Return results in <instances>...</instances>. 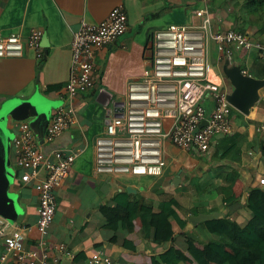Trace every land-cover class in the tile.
I'll return each instance as SVG.
<instances>
[{
  "label": "crops",
  "instance_id": "0c3cea01",
  "mask_svg": "<svg viewBox=\"0 0 264 264\" xmlns=\"http://www.w3.org/2000/svg\"><path fill=\"white\" fill-rule=\"evenodd\" d=\"M234 3L232 0H208L207 5L204 0H0V38L20 34L26 41L32 31L41 30L48 43V56L43 62L28 46L22 57L0 58V108L9 100H28L36 92L54 104L51 119L62 106L72 104L74 126L51 143L46 136L37 133L34 136L38 149L45 154L57 150L81 151L63 187L57 191L56 216L45 237V249H42V237L37 230L39 197L35 185L46 177V172L42 171L38 179L28 184L22 183L23 171L16 165L12 147L11 164L16 173L13 190L22 213L15 222L0 217V258L5 252L6 237L25 224L32 227L25 248L40 255L46 252L58 257L61 264H89L88 259L101 253L110 257L114 264H163L175 250L186 251L184 235L179 234L158 246L152 234L149 239L145 238L140 219L134 222L133 229L124 224L121 230H112L106 226L108 221L104 213L105 208H117L126 216L138 209L142 198L157 202L160 192L174 193L181 204L191 208V216L226 213L229 208L231 219L243 222L249 218V213L239 203L226 207L224 196L217 190L229 189L244 205L243 196H248V185L264 189L260 184L264 178L261 156L264 88L259 91L260 100L248 116L234 114L233 133L215 138L208 155L186 153L165 141V166L161 176L99 173L95 158L96 141L105 135L108 119L115 116V103L124 98L129 83L141 79L151 66L154 35L171 25H200L201 19L196 12L206 6L213 32L235 30V22L244 12L234 8ZM118 6L127 14L128 32L112 45L96 51L94 88L68 101L64 87L71 75L74 33L82 20L99 24ZM239 25L242 27L243 22ZM246 28L254 40L264 43V34H260L256 26L246 25ZM211 49V58L214 55L217 58L214 64L229 93L233 87L223 73L226 64L264 80V58L257 53L234 51L231 57H222L214 45ZM51 85L63 88L59 92L46 93ZM22 122L9 121L14 138ZM176 178H180L178 186L174 185ZM125 193L131 195L132 200L123 208L120 201ZM201 210L206 213H200ZM60 246L65 248L64 253L57 251ZM5 264L17 262L11 257Z\"/></svg>",
  "mask_w": 264,
  "mask_h": 264
},
{
  "label": "built area",
  "instance_id": "2783aa9c",
  "mask_svg": "<svg viewBox=\"0 0 264 264\" xmlns=\"http://www.w3.org/2000/svg\"><path fill=\"white\" fill-rule=\"evenodd\" d=\"M204 1L207 5L208 0ZM196 16L201 19L196 27L171 25L154 35L151 66L141 79L129 83L124 98L115 103V116L108 119L105 135L96 141L97 172L161 176L165 141L186 153L208 155L215 138L233 133L235 109L228 101L230 93L218 66L211 61L212 45L222 57H231L234 51L264 57V44L239 31L213 32L207 6L198 10ZM128 30V17L122 6L114 8L99 24L81 21L71 42V75L64 87L68 101L94 88L96 51L112 45ZM43 36V31L34 30L26 41L20 34L0 38V58L22 57L28 46L41 59ZM75 124L72 104L62 106L50 120L47 142L55 141ZM12 147L16 165L23 171L22 183L28 184L38 179L42 171L46 172V177L35 185L39 197L37 230L42 237L40 247L45 249V237L56 216L57 191L63 187L81 151L45 154L38 149L28 122L21 123ZM260 184L264 185V178ZM30 231L32 227L23 224L6 237L0 264L11 257L17 264H61L58 257L25 248ZM57 251L64 253L65 248L60 246ZM88 263L114 264L103 253L92 256Z\"/></svg>",
  "mask_w": 264,
  "mask_h": 264
},
{
  "label": "trees",
  "instance_id": "16d2710c",
  "mask_svg": "<svg viewBox=\"0 0 264 264\" xmlns=\"http://www.w3.org/2000/svg\"><path fill=\"white\" fill-rule=\"evenodd\" d=\"M232 1H235L234 8L244 12L235 22V31L248 34L246 25H249L256 26L258 32L264 34V0ZM240 21L243 22L242 27ZM43 59L44 54L42 62ZM62 88V85H51L45 92H59ZM234 114L242 115L236 110H233ZM261 156L264 163V148ZM248 188L244 205L229 189L223 187L217 190L224 196L226 207L239 203L247 210L250 216L243 222L231 219L229 208H226L225 216L193 225L189 221L193 214L191 208L181 204L174 193L160 192L157 202L142 198L138 209L126 216L117 208H105L106 226L121 230L126 224L129 229H133L134 222L140 219L145 238L149 239L152 234L153 242L158 246L179 234L184 235L187 239L186 251L175 250L163 264H264V189L251 185ZM122 199L120 202L124 208L132 196L125 193ZM199 212L206 213L205 210Z\"/></svg>",
  "mask_w": 264,
  "mask_h": 264
},
{
  "label": "water",
  "instance_id": "95a60500",
  "mask_svg": "<svg viewBox=\"0 0 264 264\" xmlns=\"http://www.w3.org/2000/svg\"><path fill=\"white\" fill-rule=\"evenodd\" d=\"M42 47L45 48L44 59L48 56L47 39L43 37ZM225 76L229 79L233 91L228 96V101L236 111L248 116L250 110L259 102V91L264 88V80H258L242 73L240 67L223 69ZM54 104L46 100L38 92L28 100H9L0 108V217L9 222L17 221L21 215V208L17 202V195L13 190L16 173L12 168L11 151L14 134L10 131L8 124L10 120L17 122L29 121L31 129L43 137L46 136L47 128L51 119V109ZM204 122L201 126H205ZM224 137V136H221ZM264 148V138L261 142V150ZM180 178L174 180L178 186ZM247 196H243L246 203ZM225 216L223 212L193 215L189 221L193 225L202 222L219 219Z\"/></svg>",
  "mask_w": 264,
  "mask_h": 264
},
{
  "label": "rangeland",
  "instance_id": "374dc122",
  "mask_svg": "<svg viewBox=\"0 0 264 264\" xmlns=\"http://www.w3.org/2000/svg\"><path fill=\"white\" fill-rule=\"evenodd\" d=\"M235 31V30H234ZM217 58H215V55H214V57H212L211 58V61L213 62V63H215V60H216ZM226 66H228V64H226V65H224L223 66V69H225V67ZM224 73V72H223ZM224 76H225V74H224ZM225 78H226V81L228 82V84H230L231 85V83H230V81H229V79L225 76ZM232 86V85H231ZM240 117H244V116H242V115H239Z\"/></svg>",
  "mask_w": 264,
  "mask_h": 264
}]
</instances>
